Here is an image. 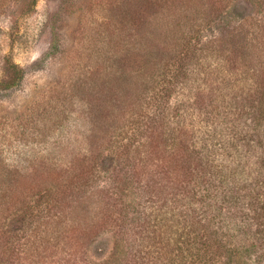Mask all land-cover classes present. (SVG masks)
Wrapping results in <instances>:
<instances>
[{
	"label": "rangeland",
	"instance_id": "1",
	"mask_svg": "<svg viewBox=\"0 0 264 264\" xmlns=\"http://www.w3.org/2000/svg\"><path fill=\"white\" fill-rule=\"evenodd\" d=\"M0 175V264H264V0H0Z\"/></svg>",
	"mask_w": 264,
	"mask_h": 264
},
{
	"label": "trees",
	"instance_id": "2",
	"mask_svg": "<svg viewBox=\"0 0 264 264\" xmlns=\"http://www.w3.org/2000/svg\"><path fill=\"white\" fill-rule=\"evenodd\" d=\"M168 2H169V4H172L171 1H168ZM172 2H174V1H172ZM166 7L168 8V10H166V11L156 15L155 17H153V19L156 18L157 21L155 23H153V25L150 28L147 27L146 30L144 31L141 39H145V41H139V42L136 41L133 44V47H135L136 44H140V46H144L146 49H148V48L151 49L150 44L154 43L156 41L164 42L167 44L170 43V39L168 37H169L170 32H172V29L174 27L171 25L170 19H167V17L170 15L167 13H171L172 11H169V10H173L175 6L173 7L171 5V6H166ZM151 23H150V25H151ZM182 26L186 27L187 25L186 24H180L179 27L176 29L180 31V28ZM177 30L174 32L175 34H179V31H177ZM212 54H213V52L210 53L209 56H212ZM207 57L208 56H206L205 58H207ZM8 65H9V68L17 75L18 78L23 76V69L20 68L16 63L10 62V63H8ZM8 84H11V83L8 82L4 86L7 87ZM75 157L76 156L73 155V157H71L70 160H73V158H75ZM37 160H38L37 158L29 159L30 162H36ZM39 160L41 161L42 159H39ZM50 162L54 163L53 160H51ZM27 172H28L27 176L34 178L30 174L29 171H27ZM0 177H1V175H0ZM16 181L17 180H11L9 184L14 185ZM7 186L8 185H6V184L3 185L0 181V207L3 205L5 206L7 204L9 205V202H16V201L20 202L21 201V200L17 199L16 201L10 200V201H6V202L2 203L1 199L4 198V196L8 195L10 197V199H12L13 196L16 197L15 191L13 189L9 190L10 187H7ZM262 186L264 187V184ZM11 188H12V186H11ZM8 191L10 194L7 193ZM252 192H253V189H252ZM258 195L260 196V193H258ZM17 198L21 199V197H17ZM233 199H235V197H233ZM248 199L251 202V205H249L248 208L251 206L249 208V210H252V209H254L253 208L254 197L252 196V193H250L248 195ZM257 199L259 200L258 196H257ZM3 209L5 210L6 208L3 207ZM259 209H260L259 211L257 209H255L254 212L257 213V215H255L253 217V219H255V220L263 221V223L260 225L263 227L262 231L260 233L259 232L256 233V237L253 235V237L258 239L259 244L261 246L258 248L256 246H254L256 248L255 250H258V251H259V249L264 248V206L259 208ZM204 226H203L204 231L203 232L200 231V235H198L196 233V235L193 236L192 239H189L187 242L184 243V245H186V246L184 249L181 248V253H180L181 258L178 261L173 259L175 264H177V263H179V264H217V261H215L216 259H218L222 256H225V254L227 255L228 251L225 249L224 240L222 239V238H224L225 233L224 232L219 233L217 231H215L214 233H211L207 230V229H209V225L204 224ZM214 234H216V235L221 234L222 238H220V240L219 239L213 240ZM190 236L191 235H189V237ZM224 250H225V252H224ZM260 259L262 260V262H264V251H263L262 257Z\"/></svg>",
	"mask_w": 264,
	"mask_h": 264
}]
</instances>
